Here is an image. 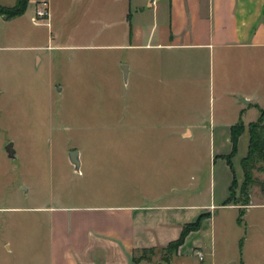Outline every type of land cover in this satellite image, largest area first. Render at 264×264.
<instances>
[{"label":"rangeland","instance_id":"rangeland-1","mask_svg":"<svg viewBox=\"0 0 264 264\" xmlns=\"http://www.w3.org/2000/svg\"><path fill=\"white\" fill-rule=\"evenodd\" d=\"M29 28L44 49L0 51V264H51L47 207H118L161 191H180V204L222 203L231 175L225 164L213 166L211 153L228 154L229 142L218 137L211 146L210 133H193L179 143L172 132L139 127L144 86L124 80L121 65L143 59L140 53L58 49L47 43L46 27ZM131 124L141 129L130 132ZM74 149L79 173L68 159ZM250 194L253 205L260 202L259 187ZM238 213L214 211L215 264H264V206L249 208L240 225ZM135 257L163 264L166 255Z\"/></svg>","mask_w":264,"mask_h":264},{"label":"crops","instance_id":"crops-1","mask_svg":"<svg viewBox=\"0 0 264 264\" xmlns=\"http://www.w3.org/2000/svg\"><path fill=\"white\" fill-rule=\"evenodd\" d=\"M17 1L0 0V6L12 8ZM39 2L48 3V26L31 23ZM29 24L46 27L47 43L58 49L140 53L143 59L121 67H127L130 83L142 80L146 120L139 127L144 130L172 132L179 143L180 137L210 133L211 146L224 139L231 152L230 128L239 121L244 126L231 160L233 172L224 159L230 152L211 153L213 166L221 162L231 175L222 203L180 204V191L173 195L161 191L141 194L140 201L125 206L44 208L50 263L133 264L136 252L162 253L179 238L185 224L210 214L200 230L189 233L169 261L162 262L215 264L214 211L221 206L238 210L223 204L233 177L238 186L243 181L241 160L247 154L248 127L264 110V0H29L22 15L10 19L0 15V51L44 49ZM180 113L191 119L180 120ZM169 117L177 119L168 121ZM137 127L131 124L130 132L141 129ZM78 159L79 173V152ZM163 162L161 158L162 170ZM258 200L253 205L250 194L244 216L249 208L264 206V194Z\"/></svg>","mask_w":264,"mask_h":264},{"label":"trees","instance_id":"trees-1","mask_svg":"<svg viewBox=\"0 0 264 264\" xmlns=\"http://www.w3.org/2000/svg\"><path fill=\"white\" fill-rule=\"evenodd\" d=\"M29 0H18L16 5L12 8L0 6V15L6 17L7 19L18 17L22 15L28 5ZM244 131V126L241 121L236 123L230 128V142H231V152L228 156L224 157L228 166L232 171V158L236 155L237 144L240 136ZM248 148L246 156L241 160V168L243 172V181L240 186H238L235 177H233L231 186L229 188V197L224 202V206L232 205L238 207V218L237 224L242 223V218L244 216V211L247 206L250 205V189L252 186L259 187L260 193L264 194V110L260 112L258 120L251 123L248 127ZM233 172V171H232ZM255 173L261 175V179L255 177ZM238 189V193L236 190ZM210 214H201L193 223L185 224L182 227L179 238L170 243L166 248L162 249L165 253L166 258L163 259L164 262L169 261V257L177 252V249L184 243L186 236L194 231L200 230L202 223L205 219L209 218ZM141 252L149 253L153 255L156 250H142ZM144 260L143 257L136 259L133 256V264H137Z\"/></svg>","mask_w":264,"mask_h":264},{"label":"built area","instance_id":"built-area-1","mask_svg":"<svg viewBox=\"0 0 264 264\" xmlns=\"http://www.w3.org/2000/svg\"><path fill=\"white\" fill-rule=\"evenodd\" d=\"M31 23L35 26L49 25V6L47 2H39L36 5L31 17ZM195 255L199 260L203 259V256L199 251H196Z\"/></svg>","mask_w":264,"mask_h":264},{"label":"water","instance_id":"water-1","mask_svg":"<svg viewBox=\"0 0 264 264\" xmlns=\"http://www.w3.org/2000/svg\"><path fill=\"white\" fill-rule=\"evenodd\" d=\"M121 70L123 72V78H124V80H126L127 79V74H128V69H127L126 66H122ZM5 151H6V153H7L9 158H13L14 157L15 152H14V150L12 148V144H8L5 147ZM68 159H69L70 164L74 167L75 172H78L79 171V166H80L79 159H78V152L77 151L69 152Z\"/></svg>","mask_w":264,"mask_h":264}]
</instances>
